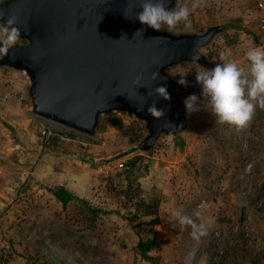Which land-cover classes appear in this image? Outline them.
<instances>
[{"label": "rangeland", "instance_id": "obj_1", "mask_svg": "<svg viewBox=\"0 0 264 264\" xmlns=\"http://www.w3.org/2000/svg\"><path fill=\"white\" fill-rule=\"evenodd\" d=\"M260 15L264 0H173L153 23L172 33L224 25L200 49L211 67L169 72L183 103L179 148L161 135L137 149L144 124L122 112L101 116L91 136L63 129L29 111L23 73L0 68L10 100L0 103V264H264ZM11 40L0 31V41ZM27 131L38 147L18 157L11 145ZM62 190L106 211L94 228L71 201L61 204ZM150 215L155 246L143 258L135 239Z\"/></svg>", "mask_w": 264, "mask_h": 264}, {"label": "water", "instance_id": "obj_2", "mask_svg": "<svg viewBox=\"0 0 264 264\" xmlns=\"http://www.w3.org/2000/svg\"><path fill=\"white\" fill-rule=\"evenodd\" d=\"M173 0H1L0 68L26 77L29 111L87 136L103 115L144 124L137 149L161 135L178 143L183 103L169 99L168 68L211 63L201 52L224 29L172 33L153 25Z\"/></svg>", "mask_w": 264, "mask_h": 264}, {"label": "trees", "instance_id": "obj_3", "mask_svg": "<svg viewBox=\"0 0 264 264\" xmlns=\"http://www.w3.org/2000/svg\"><path fill=\"white\" fill-rule=\"evenodd\" d=\"M176 96H177L176 94L172 95V92L170 89L169 94H168L169 99H171L173 101L182 102V101H180V99L178 100V98ZM181 125H180V127H181ZM180 127H179V131H180ZM173 145L179 148L182 145L181 138H180V141L178 143L173 141ZM62 191L64 192V198H61V200H60L61 204H64L67 201H71L72 204L77 209V212L80 215L81 219L88 226L94 228L97 220H99V218L102 217L106 213V211H104L99 206L91 205L85 199L78 197L76 195H73L68 191H65V190H62ZM147 214L149 215L151 213L149 212ZM151 217H150L151 219L146 220V222H144L145 225H149L150 227L148 229L144 230L142 233L139 232V234L137 235V241L135 243V248H136L137 253L143 258H149L148 253L155 246V242L153 240H154V233H156V230H153L154 229L153 225L156 224V217L155 216H151ZM141 225H143V224H137V226H138L137 228H139ZM138 231L139 230H137V232Z\"/></svg>", "mask_w": 264, "mask_h": 264}, {"label": "built area", "instance_id": "obj_4", "mask_svg": "<svg viewBox=\"0 0 264 264\" xmlns=\"http://www.w3.org/2000/svg\"><path fill=\"white\" fill-rule=\"evenodd\" d=\"M257 6H258L259 8H263V4H262L261 2H258V3H257ZM256 26H257V28H258L260 31L264 32V15H260V16H258V17L256 18ZM11 38L13 39V37H11ZM199 77H200V76H198V72H197V71L193 72V74H191V75L187 78V80H186V82H185L186 89H187V90H190V91H193V89L195 88V86H196V82H197V80H198ZM7 99H8L7 92L0 90V103H4V102H6ZM60 127L63 128V129H67V130H68V128H66V127H63V126H60ZM49 133H50V129H49V128H47V129H42V130L40 131V134L43 135V137H45V138L48 136ZM116 165H117L118 167H124V166H123L124 164L122 163V161H118V162L116 163Z\"/></svg>", "mask_w": 264, "mask_h": 264}, {"label": "crops", "instance_id": "obj_5", "mask_svg": "<svg viewBox=\"0 0 264 264\" xmlns=\"http://www.w3.org/2000/svg\"><path fill=\"white\" fill-rule=\"evenodd\" d=\"M21 97H22V95H21ZM21 97H19L18 99L19 100H22V98ZM24 97V96H23ZM10 100H9V98L7 99V101L5 102V103H7V102H9ZM5 103H3V104H5ZM25 121H28V118H25ZM29 126V125H28ZM30 131H27V134H25L24 133V136H23V138L25 137V142H23V143H21V142H15V143H13L12 145H11V148L13 149V150H16L17 151V156L19 157V156H21L22 154H25L28 150H27V148H29V146L31 145V147H34L35 149H36V147H38L37 146V141H35V143H36V145H35V143L34 144H32V143H30L29 142V136H30ZM136 241H137V239H135V243H136Z\"/></svg>", "mask_w": 264, "mask_h": 264}, {"label": "flooded vegetation", "instance_id": "obj_6", "mask_svg": "<svg viewBox=\"0 0 264 264\" xmlns=\"http://www.w3.org/2000/svg\"><path fill=\"white\" fill-rule=\"evenodd\" d=\"M164 14H165V13H164ZM164 14L159 15L157 18H155L154 21H153V23H155V22H157V21L159 22V20L161 19V17H162ZM160 30H161V29H160ZM171 70H172L171 68H168V69H167L168 72H170Z\"/></svg>", "mask_w": 264, "mask_h": 264}]
</instances>
